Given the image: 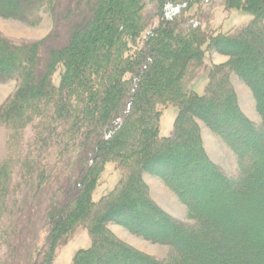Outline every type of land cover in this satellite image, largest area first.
<instances>
[{
    "label": "trees",
    "instance_id": "16d2710c",
    "mask_svg": "<svg viewBox=\"0 0 264 264\" xmlns=\"http://www.w3.org/2000/svg\"><path fill=\"white\" fill-rule=\"evenodd\" d=\"M209 1L68 0L64 9L63 0H0L2 17L37 26L48 16L53 23L41 40L13 41L0 32V83L18 82L0 106V130L8 132L0 224L10 222L4 232L13 237V255L55 182L46 236L29 264H53L57 245L80 228L91 246L78 250L73 264H264V0H226L229 9L252 14L228 31L203 28L200 11ZM150 3L158 21L146 28L142 11ZM65 22L67 43L47 47ZM210 51L229 59L208 63ZM202 73L200 94L190 86ZM233 75L251 90L260 123L243 111ZM168 104L179 112L163 137L161 108ZM200 121L235 152L236 176L210 157ZM109 162L121 177L96 201ZM16 169L25 190L14 186ZM145 174L178 195L189 221L153 199ZM111 224L169 251L147 254Z\"/></svg>",
    "mask_w": 264,
    "mask_h": 264
},
{
    "label": "rangeland",
    "instance_id": "374dc122",
    "mask_svg": "<svg viewBox=\"0 0 264 264\" xmlns=\"http://www.w3.org/2000/svg\"><path fill=\"white\" fill-rule=\"evenodd\" d=\"M67 2L68 0H63L65 6L64 9L67 7ZM196 11L197 8L192 9V13ZM142 15L144 17L146 28L154 25L158 21L155 3L145 5ZM199 17L205 30L228 31L232 28L241 27L249 22L252 18V14L241 9H229L226 0H212L205 2L202 5ZM52 29L53 23L48 16H45L41 24L37 26H31L20 20L0 16V32L13 41L41 40L48 37L52 32ZM67 30L65 22L61 25L59 30L56 31L55 36L49 41L47 47H61L65 45L69 39ZM146 31L143 33L142 37H144ZM228 59V56L216 52L210 51L206 53V61L208 63L220 64L227 62ZM232 80L238 92L240 105L243 111L251 120L260 123L261 118L256 110L255 100L251 90L247 85L243 84L236 75H233ZM206 82L207 76L205 73H202L190 87L202 94ZM17 85L18 82L16 79L0 83V106L5 104L10 95L15 91ZM161 110L160 135L167 137L171 134L174 128L175 119L178 115L179 109L173 104H168L167 106H163ZM200 123L202 126L204 144L210 157L220 164L229 176H236L238 174V161L233 149L206 127L203 122L200 121ZM32 133L33 131L31 129H27L25 133L26 144L31 140ZM7 137V130L2 128L0 130V161L3 160L8 153ZM23 150L25 151L26 148ZM17 171L18 169H16L15 172L17 174L14 175L13 179L14 186H17L19 191L20 189L25 190L23 189L24 186ZM120 177V172L116 169L115 164L113 162L107 163L99 184L93 193L94 200H100L104 194L114 189L120 180ZM147 178H152L157 181L156 184L154 182L151 183L155 197L152 196L153 199L172 216L181 220H188L187 207L180 200L178 195L167 188L160 179L153 176L150 177L149 175H147ZM61 180L62 182H66V176L61 178ZM56 185L55 182L51 184V186L48 187L49 190L40 196L39 205L34 208L31 217L29 232H25V235H23L24 242L20 245L16 255H13L12 253L13 237H7L4 232L5 229L10 232V228H8L10 222L5 221L4 224H0V264H12V259H14L13 264H29L31 255L35 254L36 250L41 247L42 241L46 236L47 215L45 211L50 199L54 195L53 191L56 189ZM18 194L20 195V193ZM12 227L13 225H11V228ZM110 228L116 233V235H118V237L147 254L163 257L169 251L168 246L146 241L141 237L133 235L120 225L111 224ZM90 246L91 238L87 230L85 228H80L75 236L71 240H68L67 243L63 242L57 245L53 264H73L75 253L80 249L89 248ZM12 256L14 258H12Z\"/></svg>",
    "mask_w": 264,
    "mask_h": 264
},
{
    "label": "crops",
    "instance_id": "0c3cea01",
    "mask_svg": "<svg viewBox=\"0 0 264 264\" xmlns=\"http://www.w3.org/2000/svg\"><path fill=\"white\" fill-rule=\"evenodd\" d=\"M151 177V176H150ZM144 178H145V180H146V182L150 185V187H151V193H152V196L154 197V193H153V190H152V185H151V183H157V181H155L154 179H152V178H150V179H148L147 178V175H145L144 176ZM155 198V197H154Z\"/></svg>",
    "mask_w": 264,
    "mask_h": 264
},
{
    "label": "bare ground",
    "instance_id": "6f19581e",
    "mask_svg": "<svg viewBox=\"0 0 264 264\" xmlns=\"http://www.w3.org/2000/svg\"><path fill=\"white\" fill-rule=\"evenodd\" d=\"M234 85H235V84H234ZM145 175H149V174H145ZM145 175H144V176H145ZM149 176H151V175H149ZM144 179H145V178H144ZM160 181H161V180H160ZM161 182H162V181H161ZM117 236H118V235H117Z\"/></svg>",
    "mask_w": 264,
    "mask_h": 264
}]
</instances>
